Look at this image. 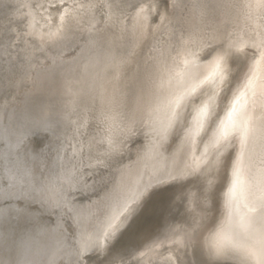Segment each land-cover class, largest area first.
Instances as JSON below:
<instances>
[{"label":"bare ground","instance_id":"6f19581e","mask_svg":"<svg viewBox=\"0 0 264 264\" xmlns=\"http://www.w3.org/2000/svg\"><path fill=\"white\" fill-rule=\"evenodd\" d=\"M18 1L19 0H17V2ZM65 1H67V0H65ZM112 1L108 0V2H110V4L105 2L106 3V6H105L106 9L105 10L103 9L104 11L102 10V12H104L102 17L97 18V16L91 15L89 17V19L87 20L86 25L83 23L84 24V30L86 32H89L90 30H93V29H97L99 27V25L100 26L104 25V24L106 25L108 23L112 24L113 22H115L116 20L119 19V17H120L119 15H120L121 11L119 8H117L116 5L112 6ZM161 1H159V2H161ZM170 1H171V5H172V11H170L171 15L168 18L164 17L163 14L159 13L156 10L157 7H154L156 5L151 6L149 3L152 1H150V0H140V6H139L138 11L136 13V15H138V17H141L143 19V21L146 22V24H147V22L150 21L154 25H156V27H159L158 29L160 30L159 32H160L161 36L155 42V45H154L155 49L160 47V43L163 39H166L167 45L169 44L170 41H172L173 43H175V46L177 47V54L178 55H175L174 57H172V56L169 57L166 61H163L160 64V66L158 67V70H157L158 88H159L161 97H160L159 103L153 108L152 111H154L157 108L161 109L162 107H164V103H162L163 101H166L167 99H171L172 97H175V96L185 95L187 98L183 102L187 101L188 99H190L192 97H194V98L195 97H200V98L205 97L204 98L205 101L203 102V100H202V104L197 105V107L195 109L186 110V112H184V115L182 117H180L181 119L178 121L175 129L173 130V133L171 132L172 134L169 137L167 136L168 138L166 141L163 138V141H164L163 144L158 145L156 143V144H152L150 146H147L148 148L143 153V155L141 156V161H140L141 177L146 180V185L149 187L153 186L154 184H158V183H162V182H168L170 180H173L174 178H179V177L181 178V181H182V180H185L186 178H188L189 176L193 177L194 174L197 175L198 177H200L199 189L201 190V193L203 194L202 196L204 198L203 222H202V224L204 226H203V229L201 231L198 230L200 232L198 235L201 238V240H200L201 241V256H200V260L196 264H258L257 260L246 257L245 252L248 249H254L256 251L257 255H259L261 253V249H262L261 235H262V233H264V0H170ZM25 2H27V1H25ZM46 2H47V0H46ZM49 2L55 3L54 0H49ZM58 2H59V0H58ZM82 2H84V1H82ZM36 3L38 5L39 2H35V4ZM50 3H48V4H50ZM76 3H77V1H76ZM23 4H25V3L19 2L14 9L12 8V10L7 13L9 15V23L5 27V31L1 33V34H3V47L1 48V51H2V54L5 53V55H7L6 53L7 52L9 53V50H11V48H16V49L19 48L21 50L23 59H22V63L18 62V64L19 63L21 64V65H19V67L20 66L22 67L23 79H26V81H27V79H28V77H30V75H34V70H37V66L38 65L40 66V63H41L40 60L41 61H42V59L47 60V58L49 57L48 52H47L48 51L47 45L51 44L54 46V44L57 43L56 41H59L58 40L59 38L54 39L52 36V34L57 31L58 27L53 28V30L49 31V28L47 25L48 23L45 20H43V22L40 25L38 24V26H37L36 20H35L36 15H34V12H32L30 10L28 5L25 6V7H28L27 12L25 11V14L28 13V15H27L28 18H26L24 26H22V23L24 21L20 25L18 23V19L23 16V10H25V8L22 9V7H21ZM82 4L84 6V3H82ZM113 4H114V2H113ZM57 5H59V3ZM119 6H121V5H119ZM40 7H41V5H40ZM32 8H34V7H32ZM41 8H43V7H41ZM55 9H57V8H55ZM98 9H99V6H98ZM65 10H67V9L65 8ZM122 10H124V9H122ZM52 11H53V9H52ZM75 11H76V9H75ZM75 11L73 12V16H74ZM80 11H82V9ZM44 12H47V10ZM49 13L50 12H48V14ZM70 14H71V11H70ZM84 14H86V13H84ZM38 16H40V15H38ZM59 16H60V14H59ZM77 16H78V14H77ZM56 18H58V17H56ZM75 18H76V16H75ZM96 19H98L100 21L99 25L97 22H95ZM72 20H73V18H72ZM121 20H123V19H121ZM69 21H70V19H69ZM143 21H140V22L142 23ZM71 22H73V21H71ZM75 22H78V21H75ZM65 23H67V22H65ZM68 23H70V22H68ZM141 23H139L138 25H140ZM78 24L79 23H77V25ZM115 24H116V22H115ZM59 25L60 24H58V26ZM69 25H71V23ZM72 25H74V24H72ZM97 25H98V27H97ZM123 25H125V24H123ZM56 26H57V24H56ZM78 26H81V25H78ZM128 26H129V24H128ZM114 27H115V25H114ZM50 28H52V27H50ZM81 28H83V27L81 26ZM68 29H70V28H68ZM127 29L128 28H125L124 30H127ZM149 29H150V27H149ZM124 30H122V31H124ZM64 31H65V29H64ZM75 31H73V32H75ZM122 31H120V33ZM90 32H92V31H90ZM102 32H104V31H102ZM106 32H107V30H106ZM151 32H153V29ZM156 34H157V32H156ZM67 35H65V36H67ZM70 35H72V34L70 33ZM78 35H79V33H78ZM78 35H77V38L79 37ZM84 35H85V33H84ZM151 35H149V36H151ZM60 36H61V34H60ZM69 36L66 37V38H68V40H69ZM145 36H147V35H145ZM73 37H74V35H73ZM118 37H116V38L118 39ZM127 41H129V39L128 40L125 39L124 41H122V43H124V42L125 43H124V45H122V47H119L116 45L114 46V44H112L111 42H105L102 39H99L96 37H91L90 35H85V37L78 38L77 42L80 43V47H78L79 52L68 63V68H67V70H65L63 72V74L61 76L62 78L58 77L60 80H57L55 87H53V86H51V88L49 87L50 90L53 87V96L55 95L58 98H60L62 105L64 107L63 111L59 110L60 112H57L58 116L60 117V124L63 125L64 130L63 131H58L57 129H56V131H54V129L52 130V140L53 141H52L51 145H49V149L47 150L50 153L49 154L50 158L47 162H45V161H41V162L37 161L36 162L35 161L36 163L33 165L27 159L21 160V158H20L21 161L18 163L19 164V173L15 177H13V179L15 181L19 180V182H18L19 187L17 190L10 192L6 197L10 200L11 204H12V201L14 202L18 198H19V200H23L25 205H29L31 203H37L38 206L42 210L47 211L50 214H52V218L54 219V221H61V220H65V219H72L74 215L81 213L82 208H85V207H82L80 210L77 209V207H76L77 206L76 205L77 199L78 200L80 199L81 204H85L84 206H86V205H90V202H89L90 200L93 201L94 199H96L97 196L99 198L100 195L101 196L104 195L105 196L104 199L107 198L106 200L109 201L108 205H110V208L108 210H110V211L107 210V212H106V213H108L107 217L104 220L102 219L103 221H102L99 229H97L96 231L87 233L79 239L81 242V245H82L81 255H80L81 258H80V261H78L76 264H88L89 262H88V259L86 257L87 256L86 254L92 252V249L96 246L99 248L100 243H101L100 241H104L106 243V245H108V243H109L107 240L108 237L107 236L105 237L104 236L105 234L103 235V232L106 231L108 227H110V225L112 224V221H116L113 219L114 215H116L117 213H122L130 205H132L130 214L136 215L138 213L139 209L141 208V206L143 205L144 201L147 200V197L146 198L143 197V199L139 200L138 194L140 192L138 193L137 191H133V192L132 191H129V192L128 191L127 192L126 191H120L119 195L117 194L116 196L110 197L111 194H110V196H108L109 193H108V190H106V188H107L106 182L108 180L110 173L114 169H117L118 164H120L119 163V156H120V153L123 149L124 144L121 142L122 139H120L119 136H121V135L124 136L126 132L130 131V126H131V125L129 126L128 120H127V122H124L125 120L124 121L121 120L120 114L122 112H119L118 106L125 104V97L122 96V93L120 92V90H119V92L117 91L118 86H119L118 77L121 73L122 67L125 66V68H126L127 64L125 62L129 61L128 55L130 54V57H132L131 54H132V51H133L134 45H135V40H133L132 43H130V42L128 43ZM137 41H141V40H137ZM190 42H193L196 45H204V44H206V45L212 44L214 46L217 45L218 50L212 56H210L208 58H205V59H202L199 61L195 60V62L193 61L194 64H193V68L191 67L192 68L191 69L192 70L191 77L185 83H182L179 81L180 83L177 84L176 77L178 75L180 67L183 66L182 64H186L187 61H189V58L187 56V54H189V53H187L188 51L186 52L185 45L190 43ZM60 43H62V41ZM65 43L66 42H64V44ZM68 43L70 44V42H68ZM78 43H77V45H79ZM75 44H76V42H75ZM142 45H143V43H142ZM168 47L169 46H167V48ZM65 48H67V47H65ZM71 48H73V47H71ZM194 48L195 47H193V49ZM237 48L240 49L239 52L236 51ZM248 48L253 49L252 53H250L248 51ZM37 49L41 50L43 54L39 56V54H41V53L38 51L39 54H37L38 52H35ZM49 49H51V48L49 47ZM53 49H54V47H53ZM137 49H138V47H137ZM173 49H174V47H173ZM225 50H230L232 52V56H230L227 60L228 78L222 86L216 87V86L210 84L206 80V77L209 75V71H210L212 62L215 59V57L218 54H222ZM54 51L51 53H54ZM61 51L59 54H61L64 51V49L62 52ZM154 52H155V55H158V53H160L158 50H154ZM133 53H137V51L136 52L134 51ZM174 53L176 54V52H174ZM198 54H197V56H198ZM200 54H199V56H200ZM13 55L14 54H12V56ZM67 55H70V54H67ZM199 56H198V58H199ZM68 58H70V57H68ZM132 58L135 59L136 57H132ZM196 58L197 57H195V59ZM38 59H40V60H38ZM15 60H17V59H15ZM49 60H51V59H49ZM54 61H55V59H54ZM130 61H131V59H130ZM232 61L236 62L234 66L232 65ZM44 62H46V61H44ZM190 62H191V60H190ZM59 63H61L60 60H59ZM123 63H125V65H123ZM129 63L130 62H128V64ZM135 63H136V60H135ZM57 64H58V62H57ZM59 67H60V65H59ZM49 70H50V68H49ZM133 71H135V70L133 69ZM42 72H41V74H42ZM150 75H152V74H150ZM43 77L44 76L40 75V77H38V79L43 80ZM142 77H143V72L139 73V79H138L139 83H140V80L143 79ZM181 77H182V75H181ZM46 80H47V78H46ZM249 80L252 81V84L250 87L245 88V85L249 82ZM51 81H53V80L51 79ZM23 82L25 83L24 80H23ZM43 84H44V82H43ZM14 85H16V84H14ZM149 85H150V83H149ZM151 85H152V83H151ZM3 86H6V85H3ZM49 86H50V84H49ZM1 87H2V85H1ZM47 87H48V85H47ZM144 87H145V85H144ZM22 88H23V86H22ZM17 91H19V90H17ZM20 92H22V91H20ZM131 92L126 93V95H125L126 98H130V96L133 94V93L131 94ZM189 93H190V95H188ZM12 95H13V93H12ZM47 96L49 97V95H47ZM236 97H241L239 104L235 105L236 110H237L236 111V119H237L240 127L242 129H246V135L241 134V133H235V134L230 135L227 140L220 141L218 143L217 137H218V129L220 126V122L222 120H224L226 112L231 110ZM130 99H132V98H130ZM41 100H42V97H41ZM155 100H156V98H155ZM39 103H41V102H39ZM205 103L210 104L211 112H212L211 118L208 120H205L202 127H198V123H197V121L199 119L198 118V112H199V109ZM47 104H48V101H47ZM39 105H37V106H39ZM41 111H43V110L41 109ZM48 113H49V111H48ZM45 114H47V113L45 112ZM128 119H129V117H128ZM50 120H52V119H50ZM57 125H58V123H57ZM135 125H136V123H135ZM135 125H134V127H135ZM50 128L51 127L49 124H45V126H44L45 130L46 129L49 130ZM55 128H57V127H55ZM160 128H162V127L160 126ZM61 130H62V128H61ZM106 130H108V131H106ZM49 131H51V130H49ZM158 131L159 130H157V132ZM169 131H170V129H169ZM156 134L159 135V133H156ZM128 135L129 134H127V136ZM157 141H158V139H157ZM145 146H146V144H145ZM126 156H128V155H126ZM34 160H35V158H34ZM32 161H33V158H32ZM126 161H127V159H126ZM126 164H128V163H126ZM50 165H51V168L48 171V168L50 167ZM34 169L36 170V172L38 174L42 170H44L45 173H44V175L38 177L39 175L37 173H34ZM122 172H123V170H122ZM120 175H119V178L121 177ZM121 178L119 180H121ZM123 178H124V176H123ZM111 180H110V182H111ZM178 183H176V184L174 183L173 185H176V187L179 186V188H180V185H177ZM191 184L192 183H190V185ZM104 185H105V187H104ZM116 185H118V184H116ZM125 186H127V185H125ZM186 186H184V187H186ZM158 187H159V185H158ZM121 188H123V187H121ZM156 188H157V186H156ZM130 189H131V186H130ZM142 189H143V186H142ZM187 189H186L187 193H185L183 196H181L182 195L181 194L180 195L181 197L178 199V201L172 202V204H171L172 210L173 209L177 210V208L179 207V205L181 203H183V205L186 203L190 207V204H189L190 202H187V201L191 199L190 198L191 195L189 194V192H191L193 190V188L192 189L190 188L188 190ZM196 189H197V186H196ZM109 190H110V188H109ZM119 190H121V189L119 188ZM123 190H124V188H123ZM193 192H192V194H193ZM75 193H79V195L75 196ZM194 194H196V193H194ZM142 195H143V193H142ZM148 196H150V195H148ZM177 196L179 197V194ZM0 201H2V200H0ZM102 201H104V200H102ZM2 202H4V201H2ZM24 203H23V205H24ZM106 204H104V205H106ZM192 204H193V202H192ZM125 205H127L126 209H125ZM146 205L147 204L145 203V206ZM8 206H10V205H8ZM8 206H7V208H0V219L3 218V216L7 217L8 215L9 216L12 214L14 215V208L16 206L13 208L8 207ZM142 207H144V206H142ZM115 208H117V210H115ZM158 209H159V207H158ZM194 209H195V207H194ZM194 209H192V210H194ZM24 210H25V208H24ZM26 210H28V209H26ZM148 211H150V210H148ZM21 213H23V212H21ZM26 213H24V214H26ZM34 213H36V212H34ZM88 213H90V212H87L86 216H88L87 215ZM17 214H18V211H17ZM31 214H32V212H31ZM27 215H29V214L27 213ZM176 215H178V214H176ZM189 215H187V216L189 217ZM199 215H200V213H199ZM23 216H25V215H23ZM172 216H174V215H172ZM194 216H196V215H194ZM31 217H32V215L30 216V218ZM39 217H41V216H39ZM192 218H190V219H192ZM83 219H84V217H83ZM185 219L187 220L188 218H185ZM190 219H188V220H190ZM81 220H82V218H81ZM72 221H74V220H72ZM23 222H24V220H23ZM97 222H99V221H97ZM3 223L5 224V222H3ZM31 223H32V220H31ZM0 224L4 225V224H2V222H0ZM35 224L37 225V221ZM193 224H194V222H193ZM33 225H34V220H33ZM197 225H198V223H197ZM42 227H44V226H42ZM184 227H187V226L185 225ZM21 228H23V227H21ZM192 228H195V227H192ZM6 229H8V228H6ZM19 229H20V227H19ZM0 230H2V228ZM29 230H31V229H29ZM48 231H49V229H48ZM22 233L23 232H21V234ZM33 233H35V232H33ZM44 233H46V231ZM28 234L30 235L31 233L29 232ZM0 235H1V233H0ZM2 235H3V233H2ZM32 235H34V234H31L30 237ZM26 236L28 237V235H26ZM6 237H7V235H6ZM175 237L177 238L178 235H175L174 233H168L163 238L153 239L150 242L146 243L145 245L142 244L143 246L141 248L139 247L138 254L143 255V254L147 253L153 247H158L161 240H168L171 242ZM41 238L42 237H40L39 239H41ZM176 238H175V240H176ZM187 238H188V236H187ZM4 239H8V238H4ZM192 239H193V237H192ZM197 239H199V238H197ZM27 241H28V239L26 240V242ZM38 241H40V240H38ZM200 241H198V242H200ZM217 241L224 242L227 245L224 252L219 256H217L214 253V251L212 250V247H211ZM1 242L3 243V241H1ZM31 242L32 241H29V243H31ZM2 243H0V244H2ZM16 243L19 244L20 242L19 243L16 242ZM16 243H15V245H16ZM24 243H25V241H24ZM177 243H176V245H177ZM182 243H180V244H182ZM27 244H28V242H27ZM39 244H41V243H39ZM173 244H172V246H173ZM15 245H14V248H15ZM21 245H23V244L21 243ZM4 246H6V248H7L6 244ZM39 246H41V245H39ZM184 246L182 245V247H184ZM52 247H53V244H52ZM57 247L59 248V246H57ZM180 247H181V245H180ZM18 248L19 247H17L16 249H18ZM171 248L172 247H170V249ZM37 249H38V247H37ZM41 249H42V247H41ZM45 249H47V247ZM22 250L23 249L21 248L20 251H22ZM136 250H138V249H136ZM180 250L178 249V251H180ZM186 250H187V248H185V252H186ZM188 250L191 251L192 249L191 250L188 249ZM38 251H39V249L37 250V252ZM178 251H177V253H178ZM41 253H42V251H41ZM55 253H57V252H55ZM59 253H62V252H60V249H59ZM174 253H176V252H174ZM8 254H7V257H8ZM44 254H45V252H44ZM130 254L132 256L131 252H130ZM134 254H136V253H134ZM9 255H11V254H9ZM184 255H185V253H184ZM189 255H190V253H189ZM46 256H48V255L46 254ZM91 256H93V255H91ZM103 256H104V254H103ZM188 257L189 256H186V258H188ZM178 258H180V257L177 256L176 259H178ZM9 259H11V257ZM56 259H57V257H56ZM63 259H65V258H63ZM160 259H161V257H160ZM44 260H45V258H44ZM104 260H105V258H104ZM72 261H73V259H72ZM91 261H93V260H91ZM108 261H109V259H108ZM114 261H112V262H114ZM53 262H55L54 258H51L48 261V263H46V264H52ZM184 262H186V261H184ZM164 263H166V262H164ZM140 264H141V262H140ZM171 264H173V261ZM189 264H191V263H189Z\"/></svg>","mask_w":264,"mask_h":264},{"label":"rangeland","instance_id":"374dc122","mask_svg":"<svg viewBox=\"0 0 264 264\" xmlns=\"http://www.w3.org/2000/svg\"><path fill=\"white\" fill-rule=\"evenodd\" d=\"M25 1H27V2H25ZM76 1H77V3H76ZM82 1H84V2H82ZM110 1H112V0H110ZM150 1H152V2H150L149 4L151 6L156 5L154 7H157L156 10L159 13L163 14L164 17H166V18L170 17V15H171L170 11H172V5H171L170 0H162V1L159 0L161 2H159L158 0H154V1L150 0ZM19 2L25 3V4H23L24 6L23 5L21 6L22 9L25 8V10H23V16L24 17L22 16L23 18L20 17L18 19V23L20 25L24 21L22 23V26H24L26 18H28L27 17L28 13L25 14V11L27 12V10H28V7H25V6L28 5L30 10L32 12H34V15H36L35 20H36L37 26H38V24L40 25L43 22V20H45L48 23L47 25H48L49 31H51V30H53V28L59 27L61 25V18L63 17V26H64L63 28L65 29V31L67 30L65 32L64 29L62 28V31L60 33L61 36H59V39H58L59 41H56L57 43H55L54 46L51 44L47 45V50H48L47 52H48L49 57L47 58V60L42 59V61L40 59H38L41 62L40 66L39 65L37 66L38 71L34 70V75H30V77H28L27 81H26V79H23L22 67L21 66L19 67V65H21L20 63H22V59H23L21 50L19 48L18 49L11 48V50H9V53L8 52L6 53L7 55H5V53L2 54V51H1V48L3 47V34H1V33L5 31V27L9 23V15L7 13L9 11H11L12 8L14 9ZM35 2H39L38 5H37V3L35 4ZM54 2L55 3H50L49 0H47V2H46V0H31V1L30 0H23V1L19 0L18 2H17V0H0V96H1L0 97V200L4 201V202L0 201V208H7L8 205H10L8 207H12V208L16 206L14 208V215L13 214L10 216L8 215L7 216L8 218L6 216H5L6 218L3 216V218L0 219V222H2V224H4L3 222H5L4 225L0 224V226H1L0 229L2 228V230H0V233H1L0 240L3 241V243L0 241V243H2V244H0V264H46V263H48V261L51 258H54V261H55L52 264H57V263L58 264H76L78 261H80V258H81L80 255H81L82 245H81V242L79 239L83 235L99 229L102 221L107 217L108 213H106V212L110 208V205H108L109 201L106 200L107 198L104 199L105 198L104 195H102V196L100 195L99 198L97 196L96 199H94L93 201L90 200L89 201L90 205H86V206H84L85 204H81L80 199L79 200L77 199L76 200L77 201V203H76L77 209L80 210L82 207H85V208H82L81 213L74 215L72 219H65V220H61V221H54V219L52 218V214H50L47 211L42 210L38 206L37 203H31L29 205H25L23 200H19V198H18L14 202L12 201V204H11L10 200L8 198H6L10 192L17 190L19 187V185H18L19 180L15 181L13 179V177H15L19 173V164L18 163L23 159H27L33 165L37 161L47 162L50 158L49 157L50 153L47 150L49 149V145H51V143L53 141L52 140V130L53 129H54V131H56V129L58 131L64 130L63 125L60 124V117L58 116V113H57V112H60L59 110L63 111L64 107L62 105L61 99L55 95L53 96V87H55L57 80H60L59 78H62L61 76H62L63 72L65 70H67L68 63L79 52L78 47H80V43L77 42L78 38L85 37V35H90L91 37H96V38L102 39L105 42H111L112 44H114V46L116 45L119 47H122V45H124L125 42L122 43V41H124L125 39H127V40L129 39V41H127L128 43L129 42L132 43L133 40H135V45H134L135 50L133 49L131 55H132V57H136V58L134 59V58L130 57V54H129L128 55L129 61L125 62L127 64L126 68H125V66H123V65H125V63H123L122 66L124 68L122 67L121 73L118 77L119 86L117 89V91L119 92V90H120V92L122 93V96L125 97V104L118 106L119 112H122L120 114L121 120L122 121L125 120L124 122H127V120H128V124H129V126L130 125L131 126H130V131L126 132L124 136H122V135L119 136V138L122 139L121 142L124 144L123 149H122L120 156H119V163L120 164H118L117 169H114L110 173L108 180L106 182L107 183L106 190H108V193H109L108 196H110V194H111L110 197L116 196L117 194L119 195L120 191H126V192L127 191L128 192L129 191H132V192L137 191L138 193L140 192L141 194L140 193L138 194L139 200L143 199V197H145V198L147 197V200L144 201V203L142 205L144 207L141 206V208H140L142 211L139 209L140 212L138 211V213L136 215L130 214L132 205H130L125 211H123L122 214H120L118 216V218H117V214L114 215L113 219L116 221H112V224H111V225H114V227H108L107 230L105 229L106 231L103 232V235L105 234L104 236L108 237V239H107L109 242L108 245H106V243L104 241H100L101 243H100L99 248L96 246L92 249V252L86 254L87 255L86 257H87L88 262H89L88 264H90V263L91 264H116V263L117 264H140V262H141V264H147V263L148 264H162V263L163 264H171L172 261H173V264H178V263L179 264H181V263L182 264H189V263L196 264L200 260V256H201V241H200L201 238L198 234L200 233L199 231H201L203 229V226H204L202 224V222H203L204 198L202 196L203 194L201 193V190L199 189L200 177H198L197 175L194 174L193 177L189 176L188 178H186L185 180H182V181H181V178L179 177V178H174L175 180L173 179V180H170L168 182H162V183L154 184L155 186L153 185V186L149 187L146 185V180L141 177V167H140L141 156L147 150V148H148L147 146H150V145L156 144V143L158 145L163 144L164 143L163 138L165 141L167 140V138L173 133V130L175 129L178 121L181 119L180 118L179 120H177L175 122L170 121L168 118V109L165 106L162 107L161 109L157 108L154 111H152L153 108L159 103L160 97H161V94H160V91L158 88V77H157L158 67L160 66V64L163 61H166L169 57H171V56L174 57L175 55H178L177 54V47L175 46V43L170 41L169 44L167 45L166 39H163L160 43V47L155 49V47H154L155 42L161 36V34L159 32L160 30L158 29L159 27H156V25H154L150 21L147 22V24H148L147 25L146 22L143 21V19L141 17H138V15H136L138 8L140 6V0H116V1L113 0L112 6L116 5L117 8H119L121 11L120 15H119L120 16L119 19L115 21L116 24H115V22H113L112 24L108 23L106 25L104 24V25L100 26L99 25L100 21L98 19H96L95 22L98 23L99 27L97 25V27H98L97 29L90 30L92 32H90V31L86 32L84 30V24L86 25L87 20L89 19V17L91 15H95V16H97V18L102 17V15L104 14V12H102V10L106 9V7H105L106 3L110 4V2H108V0H96V1L95 0H75V1L74 0H69V1L68 0L67 1L59 0V2H58V0H54ZM113 2H114V4H113ZM48 3H50V4H48ZM58 3H59V5H57ZM82 3H84V6ZM40 5L43 8H41ZM119 5H121V6H119ZM98 6H99V9H98ZM32 7H34V8H32ZM55 8H57V9H55ZM65 8L67 10H65ZM52 9H53V11H52ZM75 9H76V11H75ZM81 9H82V11L84 10L83 12L86 14H84L82 11H80ZM122 9H124V10H122ZM46 10H47V12H44ZM70 11H71V14H70ZM74 11H75V13L76 12L77 13L76 14L74 13V16H73ZM48 12H50V13L48 14ZM36 13L40 16H38ZM59 14H60V16H59ZM77 14L80 18L77 16ZM75 16H76V18H75ZM56 17H58V18H56ZM36 18L37 19L39 18V19L37 20ZM68 18L70 19V21ZM72 18H73V20H72ZM121 19H123V20H121ZM71 21H73V22H71ZM75 21H78V22H75ZM140 21H143V22L141 23ZM65 22H67V23H65ZM68 22H70L71 25H69L70 23H68ZM77 23H79L78 25H81L83 28H81V26H78ZM120 23L121 24L123 23L125 25H123V24L121 25ZM139 23H141V24L138 25ZM56 24H57V26H56ZM58 24H60V25L58 26ZM72 24H74V25H72ZM113 24L115 25V27L117 29L114 27ZM128 24H129V26H128ZM148 26L150 27V29ZM50 27H52V28H50ZM68 28H70V29H68ZM125 28H128V29L124 30ZM152 29H153V32H151ZM72 30L73 31L76 30L77 32L76 31L73 32ZM106 30H107V32H106ZM122 30H124V31H122ZM102 31H104V32H102ZM120 31H122V32L120 33ZM156 32H157V34H156ZM70 33L72 35H70ZM78 33H79V35H78ZM84 33H85V35H84ZM65 35H67V36H65ZM73 35H74V37H73ZM77 35L79 36L78 38H77ZM143 35L144 36L147 35V36L144 37ZM149 35H151V36H149ZM68 36H69V40H68V38H66ZM116 37H118V39ZM137 40H141V41H137ZM61 41H62V43H60ZM64 42H66V43L64 44ZM68 42H70V44ZM75 42H76V44H75ZM77 43L79 45H77ZM142 43H143V45H142ZM64 46L67 48H65ZM167 46H169V47L167 48ZM190 46L191 47L193 46L195 48L193 49V47L191 48ZM49 47L51 49H49ZM53 47H54V49H53ZM71 47H73V48H71ZM137 47H138V49H137ZM173 47H174V49H173ZM185 47H186V52L188 51L187 53H189V54H187L189 61H187L186 64H182L183 66L181 65L182 67H180L178 75L176 77L177 84L180 82L185 83L191 77V73H192L191 69L193 68V64H194L195 60L199 61V60L208 58V57L212 56L218 50L217 45L216 46H214L212 44L196 45L193 42L186 44ZM60 49L62 51L64 49V51L62 52ZM154 50H158L160 53H158V55H155ZM38 51L41 54H39ZM53 51L55 54L51 53ZM60 51L63 54L62 53L59 54ZM134 51L135 52L137 51V53H133ZM248 51L250 53H252L253 49L248 48ZM35 52H38L37 54H39V56L43 54L42 51L38 50V49ZM174 52H176V54ZM198 53L199 54L201 53L200 56ZM12 54H14V55L12 56ZM67 54H70V55H67ZM197 54H198L199 58H198ZM68 57H70V58H68ZM195 57H197V58L195 59ZM15 59H17V60H15ZM49 59H51V60H49ZM54 59H55V61H54ZM130 59H131V61H130ZM59 60L61 63H59ZM135 60H136V63H135ZM190 60H191V62H190ZM44 61H46V62H44ZM18 62H20V63L18 64ZM57 62H58V64H57ZM128 62H130V63L128 64ZM235 63H236L235 61H232L233 66L235 65ZM59 65H60V67H59ZM49 68H50V70H49ZM132 68L135 71H133ZM41 72H42V74H41ZM138 72L139 73L143 72V77H142L143 79L140 80V83L138 82V79H139V73ZM150 74H152V75H150ZM40 75L44 76L43 80L38 79V77H40ZM181 75H182V77H181ZM46 78H47V80H46ZM51 79L53 81H51ZM23 80L25 81L26 84L23 82ZM43 82H44V84H43ZM149 83H150V85H149ZM151 83H152V85H151ZM14 84H16V85H14ZM49 84H50V86H49ZM1 85H2V87H1ZM3 85H6V86H3ZM47 85H48V87H47ZM144 85H145V87H144ZM22 86H23V88H22ZM51 86H53V87L50 90ZM17 90H19V91H17ZM20 91H22V92H20ZM127 92H131V94L133 93L130 96V98H132V99L126 98L125 95ZM12 93H13V95H12ZM45 95L46 96L49 95V97L48 96L46 97ZM41 97H42V100H41ZM155 98H156V100H155ZM204 98L205 97H201V98L200 97H195V98L192 97V98L188 99L187 101L182 102L180 108L178 109V112H180V117H182L184 115V112H186V110L195 109L197 107V105L202 104V100H203V102L205 101ZM47 101H48V104H47ZM39 102H41L42 104ZM37 105H39V106H37ZM40 108L43 111H41ZM46 109L49 111V113ZM45 112L47 114H45ZM128 117H129V119H128ZM50 119H52V120H50ZM57 123H58V125H57ZM135 123H136V125H135ZM45 124L50 125L51 128L49 130H51V131L44 129ZM134 125H135V127H134ZM160 126L162 128H160ZM55 127H57V128H55ZM61 128H62V130H61ZM169 129H170V131H169ZM157 130H159V131L157 132ZM106 131H108V130H106ZM156 133H159V135ZM127 134H129V135L127 136ZM157 139H158V141H157ZM145 144H146V146H145ZM126 155H128V156H126ZM20 158H21V160H20ZM32 158H33V161H32ZM34 158H35V160H34ZM126 159H127V161H126ZM126 163H128V164H126ZM50 168H51V165L48 168V171ZM122 170H123V172H122ZM34 173H37L35 169H34ZM44 173H45L44 170L40 171L39 174L37 173L39 175L38 177L44 175ZM119 175L122 177V178L120 177L121 180H119L120 179ZM123 176H124V178H123ZM110 180H111V182H110ZM174 183L175 184L178 183L177 185H180V188H179V186L178 187L170 186V187L161 188V187H164L166 185H172ZM190 183H192V184L190 185ZM116 184H118L119 186ZM122 184L123 185L125 184L127 186H125V185L123 186ZM158 185H159V187H158ZM130 186H131V189H130ZM142 186H143L144 190L142 189ZM156 186H157V188H156ZM184 186H186V187H184ZM196 186H197V189H196ZM104 187H105V185H104ZM121 187H123L124 190ZM109 188H110V190H109ZM119 188L121 190H119ZM187 188L188 189L193 188V190L191 192H189V194L191 195L190 196L191 199L190 198L189 199L191 201L190 200L187 201V202H190L189 203L190 207L186 203L184 205H183V203H181L179 205V207L177 208V210H174V209L172 210L171 209L172 202L178 201V199L181 196H183L185 193H187V191H186ZM192 192H193V194H192ZM142 193H143V195H142ZM177 193L179 194V197L177 196L178 195ZM194 193H196V194H194ZM78 195H79V193H75V196H78ZM148 195H150V196H148ZM101 199L104 201H102ZM192 202H193V204H192ZM23 203H24V205H23ZM145 203L147 204L146 206H145ZM104 204H106V205H104ZM158 207L160 210L158 209ZM194 207L196 210L194 209ZM24 208H25V210H24ZM26 209H28V210H26ZM192 209H194V210H192ZM115 210H117V208H115ZM148 210H150V211H148ZM17 211H18V214H17ZM108 211H110V210H108ZM21 212H23V213H21ZM26 212L29 215H27ZM31 212H32V214H31ZM34 212H36V213H34ZM87 212H90L87 214L88 216H86ZM24 213H26V214H24ZM199 213H200V215H199ZM22 214L25 216H23ZM30 214L32 215L31 218H30V216H31ZM176 214H178V215H176ZM172 215H174V216H172ZM187 215H189V217ZM194 215H196V216H194ZM39 216H41L43 219ZM83 217H84V219H83ZM81 218H82V220H81ZM185 218H188V219L192 218V219L186 220ZM174 219L175 220L177 219V220L175 221ZM23 220H24V222H23ZM31 220H32V223H31ZM33 220H34L35 226L33 225ZM72 220H74V221H72ZM36 221H37V225L35 224ZM97 221H99V222H97ZM193 222L195 225L193 224ZM197 223H198V225H197ZM27 224L28 225L30 224L29 225L30 227ZM185 225L187 227H184ZM42 226H44V227H42ZM5 227L8 229H6ZM19 227H20V229H19ZM21 227H23V228H21ZM192 227H195V228H192ZM29 229H31V230H29ZM48 229H49V231H48ZM44 230L46 231V233H44L45 232ZM21 232L24 233V234L23 233L22 234L25 237L21 234ZM29 232L31 234H34V235H32L30 237L31 234L29 235L28 234ZM33 232H35V233H33ZM2 233H3V235H2ZM168 233H174L175 235H178V237L177 238L175 237L176 240L174 238L171 242L168 240H161L158 247H153L152 249H150L147 253H145L143 255L138 254L139 247L141 248L143 245H145L146 243L150 242L153 239L163 238ZM6 235H7V237H6ZM26 235H28V237ZM187 236H188V238H187ZM40 237H42V238L39 239ZM192 237H193V239H192ZM4 238H8V239H4ZM197 238H199V239H197ZM27 239H28V241H27L28 244L26 242ZM23 240L25 241V243ZM38 240H40V241H38ZM29 241H32V242L29 243ZM198 241H200V242H198ZM16 242H18V243L20 242V243L17 244ZM175 242L176 243L178 242L179 244L183 242L180 245H181V247H182V245L183 246L185 245V246L181 248L180 245L178 243L176 245ZM15 243H16V245H15ZM21 243L23 245L24 244L25 245L23 246V245H21ZM39 243H41V244H39ZM5 244L7 245V248H6V246H4ZM38 244L41 246H39ZM52 244H53V247H52ZM172 244H173V246L174 245L175 246L173 247ZM14 245H15V248H14ZM57 246H59V248ZM17 247H19L20 249L19 248H18L19 250L16 249ZM37 247H38L40 252L39 251L37 252V250H38ZM41 247H42V249H41ZM46 247L48 250L45 249ZM170 247H172V248L170 249ZM21 248L23 249L22 251H20ZM55 248L56 249L58 248V249L56 250ZM185 248H187L186 252H185ZM59 249H60V252H62V253H59ZM136 249H138V250H136ZM178 249L179 250L181 249V250L178 251ZM188 249H190V250L192 249V250L189 251ZM41 251H42V253H41ZM43 251L45 252V254ZM177 251H178V253H177ZM53 252L54 253L57 252V253L54 254ZM130 252L132 253V256H131ZM174 252H176V253H174ZM8 253L11 255L13 254V255L11 256ZM134 253H136V254H134ZM184 253H185V255H184ZM189 253H190V255H189ZM7 254H8V257H7ZM46 254L48 256H46ZM103 254H104V256H103ZM91 255H93V256H91ZM9 256L11 257V259H9L10 258ZM55 256L57 257V259ZM177 256L180 258L176 259ZM186 256H189V257L186 258ZM160 257H161V259H160ZM44 258H45V260H44ZM63 258H65V259H63ZM104 258H105V260H104ZM72 259H73V261H72ZM108 259H109V261H108ZM91 260H93V261H91ZM112 261H114V262H112ZM184 261H186V262H184ZM164 262H166V263H164Z\"/></svg>","mask_w":264,"mask_h":264},{"label":"snow or ice","instance_id":"6c2138e0","mask_svg":"<svg viewBox=\"0 0 264 264\" xmlns=\"http://www.w3.org/2000/svg\"><path fill=\"white\" fill-rule=\"evenodd\" d=\"M63 28V17L61 18V25L57 28V31L52 34L53 38H59L60 33ZM237 52L240 51L239 48L236 49ZM232 56V52L230 50H225L222 54H218L215 59L212 62L209 75L206 77V80L216 86L220 87L222 86L225 81L228 78V68H227V60L228 58ZM252 84V81L249 80V82L245 85V88L250 87ZM190 95V93L188 94ZM243 95V94H242ZM187 97L185 95L181 96H175L171 99H167L166 101H163L164 106L168 109V118L170 121H177L180 119V113L178 112V109L180 108L182 102ZM241 97H236L235 101L233 103V106L231 110L227 111L225 114L224 120L220 122V126L218 129V137L217 142L227 140L228 137L235 133H241L246 135V129H242L236 119V104H239ZM211 107L210 104L205 103L198 112V127H202L205 120H208L211 118ZM238 175V174H237ZM127 205H125L126 209ZM122 213H117L118 216ZM110 227H114V225H110ZM261 253L257 255L256 251L254 249H248L245 252L246 257L252 258L254 260L258 261V264H264V233L261 235ZM212 250L214 253L219 256L221 255L227 245L224 242L217 241L212 246Z\"/></svg>","mask_w":264,"mask_h":264},{"label":"water","instance_id":"95a60500","mask_svg":"<svg viewBox=\"0 0 264 264\" xmlns=\"http://www.w3.org/2000/svg\"><path fill=\"white\" fill-rule=\"evenodd\" d=\"M170 186H174V187H176V185H166V186H164V187H161V188H165V187H170ZM186 200V199H185Z\"/></svg>","mask_w":264,"mask_h":264}]
</instances>
